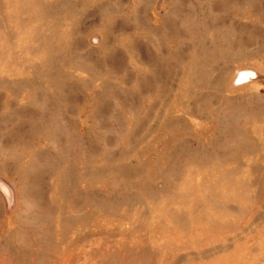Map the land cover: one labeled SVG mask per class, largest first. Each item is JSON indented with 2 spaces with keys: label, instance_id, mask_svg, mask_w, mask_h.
Returning a JSON list of instances; mask_svg holds the SVG:
<instances>
[{
  "label": "rangeland",
  "instance_id": "374dc122",
  "mask_svg": "<svg viewBox=\"0 0 264 264\" xmlns=\"http://www.w3.org/2000/svg\"><path fill=\"white\" fill-rule=\"evenodd\" d=\"M0 264H264V0H0Z\"/></svg>",
  "mask_w": 264,
  "mask_h": 264
}]
</instances>
